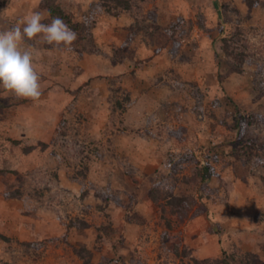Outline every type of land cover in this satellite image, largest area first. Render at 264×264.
<instances>
[{
    "label": "rangeland",
    "instance_id": "374dc122",
    "mask_svg": "<svg viewBox=\"0 0 264 264\" xmlns=\"http://www.w3.org/2000/svg\"><path fill=\"white\" fill-rule=\"evenodd\" d=\"M44 1L0 0V31ZM130 2L55 0L71 48L25 38L50 85L35 101L0 85V264H264V0ZM162 173L180 212L149 196Z\"/></svg>",
    "mask_w": 264,
    "mask_h": 264
},
{
    "label": "clouds",
    "instance_id": "9594fccd",
    "mask_svg": "<svg viewBox=\"0 0 264 264\" xmlns=\"http://www.w3.org/2000/svg\"><path fill=\"white\" fill-rule=\"evenodd\" d=\"M32 11L7 30L0 31V85L17 98L38 100L42 95L40 73L34 64V50L25 45V38L70 49L77 39L74 32L61 18Z\"/></svg>",
    "mask_w": 264,
    "mask_h": 264
},
{
    "label": "trees",
    "instance_id": "16d2710c",
    "mask_svg": "<svg viewBox=\"0 0 264 264\" xmlns=\"http://www.w3.org/2000/svg\"><path fill=\"white\" fill-rule=\"evenodd\" d=\"M106 1L113 3L114 7H120L122 9H125L126 11L130 10L131 8L130 0H102V2H106ZM246 3L248 5H255L258 3V0H246ZM43 5L47 9L48 13H50L51 18L59 17L67 23L70 22L66 13L59 5L55 3V0H45ZM177 27H179V24L174 25V29ZM172 31L174 32L173 29ZM222 39L225 44L224 46L227 49L230 48L229 53L231 54V57L233 59L232 61L234 63L236 70L239 71L243 62L246 60V53L244 52V50H240L237 52L234 50L233 47L231 48L233 38L231 39V37L229 38L228 36H223ZM262 83L264 82L262 81ZM253 117H254L253 115H249V116L240 115L235 118L234 127L235 128L238 127L237 137L240 142L245 141L244 142L245 145H247L248 143L250 145V143L253 141V139H251L248 134L250 132V124L253 120ZM183 157H186V154ZM190 158L191 161L198 166L196 173L200 177V183H201L200 188L205 193L211 192L212 189L209 186V181L214 171L211 162L209 160H205L199 165V161L196 160L195 156L192 153H190ZM172 169L173 171H176L177 169V167L175 166V162L172 166ZM171 189H172V184L171 185L169 184L168 175L162 173L160 176H158V178L152 183L151 187L149 188V196L156 203H160L159 202L160 199H166V204H168L171 207L172 212H180L183 209H185V207H188V204H190L188 196L174 194L170 191ZM97 195L106 201L113 199L114 201L118 202V199H116V197H113L110 194H100L99 192H97ZM160 205L162 209H165L164 204H160ZM246 255L239 254L238 252L235 251H226L223 249L221 250L220 257L216 258L215 260L222 264H248L249 260L246 258ZM84 262L85 264L89 263L88 260H84Z\"/></svg>",
    "mask_w": 264,
    "mask_h": 264
},
{
    "label": "crops",
    "instance_id": "0c3cea01",
    "mask_svg": "<svg viewBox=\"0 0 264 264\" xmlns=\"http://www.w3.org/2000/svg\"><path fill=\"white\" fill-rule=\"evenodd\" d=\"M33 7H34V5H33ZM61 8H62V7H61ZM31 11H34V9H32V6L29 5V11H28V12H31ZM63 11H64V10H63ZM64 12H66V11H64ZM40 83H41V87H46V85H47V86L50 85V82L47 81V80L40 81Z\"/></svg>",
    "mask_w": 264,
    "mask_h": 264
}]
</instances>
